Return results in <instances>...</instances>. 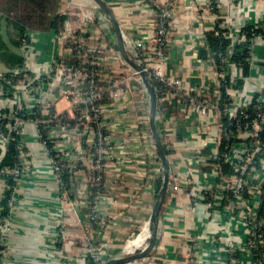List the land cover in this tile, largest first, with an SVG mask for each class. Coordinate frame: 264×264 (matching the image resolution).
I'll return each mask as SVG.
<instances>
[{
	"label": "built area",
	"instance_id": "obj_1",
	"mask_svg": "<svg viewBox=\"0 0 264 264\" xmlns=\"http://www.w3.org/2000/svg\"><path fill=\"white\" fill-rule=\"evenodd\" d=\"M143 1L151 7L152 18L148 19L151 33L149 36L136 35L120 24L127 55L145 72L156 104L167 102L177 110L191 114L193 118L188 125L195 130L194 138L203 141L199 147H177L167 130L166 123L169 122L163 121L167 115L160 116L156 110V116L160 117L156 126L161 141L170 155L175 156L169 165L167 192L184 194L192 206H201L206 211L208 221L219 222L218 230L206 235L199 231L196 233L197 242H186V264H264V231L260 229L264 221V212L261 214L264 208V35L259 32H264V10L260 20L255 21L246 20L247 11H244V22L241 24L242 9L237 19L227 16L233 0H215L216 8H219L217 12L211 7L212 0H193V4L186 5L185 8L193 9L199 21L203 48L206 47L204 30L207 29L212 30L215 36L224 30L231 40L225 54L219 52L216 59L212 56L205 59L209 76L200 84H191L166 69L171 52L169 36L172 22L181 0ZM242 1L238 0L237 6L243 7ZM96 11L95 7L82 11L85 14L81 18L78 16L75 27L70 20L65 22L64 31L59 33L56 57L42 70H35L32 62L28 61L27 53L33 50L32 40L22 39L20 50L27 62L11 70L12 77H18L17 80L0 82V147L12 138L11 133H15L19 149L15 165L7 171L14 186L11 197L6 201L9 212L5 216L0 213L2 244L7 241L6 227L11 223L18 204L19 185L28 164L27 152L22 147L25 145L26 124L35 126L36 138L47 154L49 166L58 182L56 195L62 204L61 211L72 217H76V204L60 185L62 169L71 170L73 164L87 154L86 151L93 150L89 154L91 161L86 165L93 176L78 174L76 177L87 185L106 184L102 172L111 166L110 158L118 155L116 145L119 149L126 144L124 137L116 142L114 122H120L122 117L128 118V122L121 124V133L128 137L145 136L150 130L148 105L139 72L122 59L117 49L111 59L103 58L105 67L101 71L92 67L84 71L60 60L65 55L66 38L73 35L76 29L79 35L74 42L80 50L96 49L91 48L93 41L86 35L89 27L95 24ZM209 16H212L210 24L207 22ZM108 25L107 22L100 23L102 30H106V36ZM245 25L252 27L249 36L242 30ZM91 33L97 35L98 30L94 29ZM239 41L246 44L248 54L249 74L246 77L242 75L241 65L232 58L234 45ZM108 42L105 37L100 39L97 43L100 52L111 48ZM258 47L262 50L260 54ZM252 68L255 75L251 76ZM2 76L0 74V78ZM240 82L244 85L239 86ZM5 85L10 86V91L6 93L3 89ZM138 97L142 101H138ZM62 102L66 105L59 109ZM142 144L143 150L137 156L144 159L152 157L156 146L151 140L143 139ZM206 148L208 153L201 154ZM122 163L121 168L128 167V164ZM148 171H156L161 182L160 167L149 162ZM87 185L86 195L89 194ZM102 202H105L103 193H99L90 214L85 215V227L91 229L89 222L101 211ZM109 203L117 204L118 200L113 198ZM144 226H147L148 235L143 245L128 253L123 249L121 256L140 252L146 247L149 219L127 243L135 239ZM64 235L62 226L59 229L55 226L50 232L49 248L53 255L60 253L56 251V246L59 240L63 241ZM84 239L87 241L85 256L91 257L93 264H105L108 256L103 247L93 245L89 236H84ZM5 250H0V264H6Z\"/></svg>",
	"mask_w": 264,
	"mask_h": 264
},
{
	"label": "crops",
	"instance_id": "obj_2",
	"mask_svg": "<svg viewBox=\"0 0 264 264\" xmlns=\"http://www.w3.org/2000/svg\"><path fill=\"white\" fill-rule=\"evenodd\" d=\"M66 1L69 0H63L59 10ZM82 1L86 2V0ZM232 2L233 6L227 12L230 18H239L238 14L242 9L241 24L244 22V11L248 14L245 15L246 20H260L264 10V0L259 2L243 0V7L237 6L238 0ZM178 3L180 4L177 5L176 17L172 22L169 36L171 52L170 59L166 62V69L168 73L179 75L188 83L200 84L209 74L205 59L201 55L203 37L200 34L199 21L192 8H185V0ZM107 4L123 28L127 27L126 31L140 36L150 35L148 21L152 18V13L151 7L146 2L108 0ZM1 14L0 10V28L8 29ZM95 14V29L102 30L100 23H108V21L103 16L101 20L98 11ZM75 19L78 21V16L69 18V20ZM210 19L212 16L208 17L209 24L212 22L209 21ZM75 23L73 27L76 26ZM107 33L113 36V29L107 30ZM16 35L13 31L8 36L0 33V46H3L2 50L0 49V74L10 72L16 67L14 56H22L18 43H14L18 39ZM32 35L34 48L27 53L30 59L28 61L32 62L35 70H42L52 59L55 44L53 32H35ZM113 39L116 45L114 36ZM258 53H262V50ZM22 59L21 64L27 62L25 57ZM250 75H255L254 68ZM138 101H142V98L138 97ZM192 118V115L186 112L177 117L174 115L163 117L164 122H169L166 123L167 130L171 132L179 148L187 149L189 146L203 145L201 139L194 138L195 130L188 125ZM128 121V118L122 117L120 122H114L116 142L126 136L121 133V124ZM24 137L28 164L19 185V200L10 223L12 229L6 237V264H90L84 253L87 242L84 236H89L98 242L108 259L121 256L126 246L125 242L149 219L160 185L156 171H148V165L144 164L146 160L137 156L143 150V140L140 136H126L124 147L118 149L116 145L119 152L115 155L114 162L118 163L113 162L107 168L108 183L103 192L105 202L101 204L104 219L91 229L85 227L80 213L81 206L87 199L86 182L81 178H74L76 217L61 211L62 204L57 200L56 195L58 182L49 166L47 154L36 138V128L33 124H26ZM120 162L124 165L128 164V167L121 168ZM181 166L183 168V163ZM4 188L5 183L0 178V195ZM113 198L118 200L117 204L109 203ZM158 219L157 241L151 256L152 259H159V264H186L184 245L197 242L196 233L199 231L202 235H206L218 230L219 227L218 221H208L206 211L201 206H192L184 194L179 195L171 191L166 193ZM55 226L58 229L62 226L65 235L61 245L56 246V251L60 253L53 255L49 248L51 245L49 236ZM146 231L148 233L147 229ZM148 264L154 263L150 260Z\"/></svg>",
	"mask_w": 264,
	"mask_h": 264
},
{
	"label": "trees",
	"instance_id": "obj_3",
	"mask_svg": "<svg viewBox=\"0 0 264 264\" xmlns=\"http://www.w3.org/2000/svg\"><path fill=\"white\" fill-rule=\"evenodd\" d=\"M61 6V0H0V10L2 12V19L5 23L6 27H9L6 29L5 27H1L0 31L1 34H6L8 36V32L12 30L13 32H16L17 40L14 41L15 44L18 43V47L20 48V44L22 39L26 38L29 40H32V34L35 32H53V38L55 41L54 47H53V54L52 58L56 57V52L58 51V38L59 33L64 31V24L65 21L69 20L68 14H62L58 10ZM217 4L215 0L211 1V7L215 12L219 10V8H216ZM110 7V6H109ZM98 11V10H97ZM99 12V11H98ZM100 13V12H99ZM101 14V13H100ZM108 21V20H107ZM108 30H110L111 24L108 21ZM96 28V24L94 26H90L89 30L87 31V37L91 38V41L93 43L91 44V48L95 47L96 49L94 51H89L88 48H84L83 50H80L74 42V38L79 35L78 30L74 32L73 35H70L68 38H66V42L64 43V50L65 55L63 57H60V60L67 65H71L74 67H79L81 70H90L92 67L95 71H101L105 67V61L104 57L111 59L113 56V52L116 50V45L114 43L113 36H106L105 29L103 30L97 29L98 34L94 35L91 33ZM4 29V30H3ZM252 29L250 25H245L242 27V30L246 33L247 36H249V32ZM105 30V31H104ZM264 35V32L261 30L259 31ZM106 38L108 40V44L111 46V48L107 47V49L104 50V52H100L97 48L98 42L101 38ZM204 37L206 39V47L202 50V58L206 59L208 57H213L214 59L217 58V54L221 52L222 54H225L226 46H228L231 42L230 38L226 35V32L224 30H220V34L218 36L214 35V32L212 30H204ZM2 45L0 46V49L2 50ZM247 49L246 44L244 42H236L234 45L233 55L232 58L235 60L239 65H241V72L244 77L248 76L249 74V64L247 62ZM23 57L14 56L13 60L16 65V69L19 67L22 63ZM59 60V59H58ZM90 65V66H89ZM3 78H0V82H3L4 80H17L18 77H12V72H6L2 74ZM244 84L240 82L239 86H243ZM4 92L10 91V86L5 85L4 86ZM157 111L161 115H174L175 117L182 115L185 112H181L168 104L167 102L164 103H157ZM160 117L156 116V120L158 121ZM156 121V122H157ZM5 122V121H3ZM95 130H97V127H94ZM41 130V128H40ZM148 132L145 134V136H140L141 140H148L152 141V143L155 145L151 131L147 130ZM15 133H11V137L8 140V143L4 147H0V177L3 179V182L5 183V188L2 193V198L0 200V213L1 216L7 215L9 212L8 207L6 206V201L8 198L11 197V194L13 192V186L14 181L12 180L11 174H8V170L11 169L17 160L19 149L17 147L18 143V137L14 135ZM264 137V136H263ZM124 138H126L124 136ZM123 138V139H124ZM166 157L168 159L169 165L172 163V160L175 158V156L170 155L169 149H167V146L163 144ZM23 149L27 152V148L22 146ZM93 150L86 151V155L75 162L73 164V167L71 170L67 168H63L60 175V185L63 190H65L68 194L69 198H74V192H75V183L74 178L79 174L84 176L91 177L92 172L86 169V165L90 163L91 161V154ZM208 149H203L201 151V154H206ZM144 159V158H143ZM144 164L146 166L149 164V162L153 163L154 165L161 168V163L159 160V156L157 153V150L155 149L154 152H152V157L145 158ZM112 163L115 161V157L110 158ZM217 161V160H214ZM116 162H114L115 164ZM55 176V175H54ZM103 181L106 182L103 185H95V184H88V192L87 199L84 202V205L81 206L80 213L82 216V220H85V215L88 213L90 214V211L93 209L95 201L98 198L99 193L105 192L106 185L108 183L107 180V170L102 172ZM56 178V177H55ZM113 182V179H112ZM116 187L118 185H115ZM263 205V204H261ZM264 212V208L261 211V214ZM104 214L101 211H98L93 220H91L89 223L92 225V227L98 226L99 222H101ZM159 218V216H158ZM262 219L264 220V216H262ZM159 221V219H158ZM140 224H138V227ZM260 229L264 231V221L262 225L260 226ZM91 242L95 246H100V244L94 240L91 239ZM58 246L61 245V240H59ZM6 244L0 242V250H5ZM261 255V252H260ZM87 261L90 264H93V260L91 257L86 256ZM108 259V258H107ZM109 260V259H108ZM152 261L154 264H159V259H152L151 253L140 259L139 261L141 264H148L149 261Z\"/></svg>",
	"mask_w": 264,
	"mask_h": 264
},
{
	"label": "water",
	"instance_id": "obj_4",
	"mask_svg": "<svg viewBox=\"0 0 264 264\" xmlns=\"http://www.w3.org/2000/svg\"><path fill=\"white\" fill-rule=\"evenodd\" d=\"M97 10L102 14L103 17H105L111 24V27L113 29L115 41H116V48L122 57V59L135 71L139 72V76L141 79V86L145 91V98L147 100L148 105V122H149V128L156 146V150L159 156V160L161 163V170H162V179L159 185V188L157 190L156 194V200L155 203L151 209V213L149 216V237H148V243L146 247L137 253L130 254L127 256H121L116 258H111L106 261L105 264H126V263H132L136 260H140L149 253L152 252L153 248L155 247L156 241H157V223H158V216L160 214L161 207L163 205L168 183L170 179V166L168 159L165 154L164 146L161 141L159 132L157 130L156 126V110H157V104L155 95L152 89V86L149 82V80L146 77L145 72L142 70V67L131 60L129 56L127 55V52L125 50V45L123 41V32L121 29V25L117 18L115 17L113 11L105 2L104 0H91ZM186 5H191L194 3L193 0H185Z\"/></svg>",
	"mask_w": 264,
	"mask_h": 264
},
{
	"label": "rangeland",
	"instance_id": "obj_5",
	"mask_svg": "<svg viewBox=\"0 0 264 264\" xmlns=\"http://www.w3.org/2000/svg\"><path fill=\"white\" fill-rule=\"evenodd\" d=\"M62 1L63 0H61V3H62ZM95 7V5H94V3L91 1V0H86V2H84V1H82V0H80V2L79 1H77V0H69V1H66L65 2V4L63 5V8L61 9V10H58L59 12H61L62 14H68V13H70L69 14V16L70 17H73V16H79L80 18H81V16H83L84 14H85V12H83L82 13V11H84V10H88V9H92V8H94ZM96 8V7H95ZM60 9V8H59ZM99 15V14H98ZM102 15V14H101ZM100 16V15H99ZM69 17V18H70ZM78 17V18H79ZM101 18H103L102 16H101ZM102 20V19H101ZM67 21H69V20H67ZM67 21H65V22H67ZM77 21V19H75V20H70V22H72V23H75ZM11 30L8 32V34L7 35H10L11 34ZM7 40H8V38H7ZM32 46H33V48H34V44L32 43ZM66 104L64 103V102H62V105H61V107L60 106H58V108L60 109V108H62L63 106H65ZM23 180V179H22ZM22 180H21V182H22ZM57 200H58V196H57ZM59 201V200H58ZM11 225L9 224V226H7L6 227V231H5V233H6V235L7 234H9V232H11ZM138 232V231H137ZM136 232V233H137ZM136 236V235H135ZM134 236V237H135ZM125 243H127V241L125 242ZM137 261V260H136ZM134 264H141V262L138 260L136 263H134Z\"/></svg>",
	"mask_w": 264,
	"mask_h": 264
},
{
	"label": "bare ground",
	"instance_id": "obj_6",
	"mask_svg": "<svg viewBox=\"0 0 264 264\" xmlns=\"http://www.w3.org/2000/svg\"><path fill=\"white\" fill-rule=\"evenodd\" d=\"M147 226H144L143 230L141 233L132 241L126 243V246L124 247V252L128 253L130 252L133 248L135 247H141L144 243V240L146 236L148 235L147 231Z\"/></svg>",
	"mask_w": 264,
	"mask_h": 264
}]
</instances>
